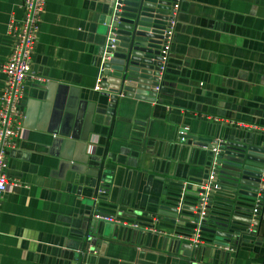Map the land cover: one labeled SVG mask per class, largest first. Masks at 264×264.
Masks as SVG:
<instances>
[{
  "label": "crops",
  "instance_id": "crops-1",
  "mask_svg": "<svg viewBox=\"0 0 264 264\" xmlns=\"http://www.w3.org/2000/svg\"><path fill=\"white\" fill-rule=\"evenodd\" d=\"M21 4L0 0V97L6 83L2 66L14 43L9 23L22 18ZM179 6L157 102L124 98L103 148L108 118H95L100 133L92 150L105 153L110 181L98 208H126L145 224L165 204L167 182L188 183L208 172L209 151L190 139L183 144L181 130L216 141L230 131L264 133V0H179ZM104 12L103 0L46 2L33 52L36 77H28L22 102L25 135L15 138L7 155L0 264H262L264 208L258 227L232 249L214 246L207 237L192 256L176 253L153 236L122 231L131 218L115 213L122 223L100 221L99 234L92 235L94 253L77 254L81 236L94 230L93 189L84 186L78 195L58 176L61 151L53 143V104L44 87L65 83L80 88L81 97L96 96Z\"/></svg>",
  "mask_w": 264,
  "mask_h": 264
},
{
  "label": "water",
  "instance_id": "water-1",
  "mask_svg": "<svg viewBox=\"0 0 264 264\" xmlns=\"http://www.w3.org/2000/svg\"><path fill=\"white\" fill-rule=\"evenodd\" d=\"M176 2L103 0L105 12L100 18L98 30L102 89L91 99L90 96L87 99L81 97L80 88L65 83L46 85L44 90L46 101L53 104L50 124L56 128V131L52 130L55 134L53 143L61 151L59 178L71 185L72 192L78 195H81L84 186L91 187L92 199L101 186L104 192L98 196L96 204L93 201L94 211L111 215L118 213L123 219L131 218L127 220L130 225L123 227L122 231L139 238L153 236L160 239L162 244L173 246L176 253L183 252L190 257L196 250L191 245L196 230L200 231L202 240L208 237L214 246L232 249L249 233L254 206L259 203V209L264 208V133L254 137L230 131L225 140L218 143L217 153L212 152L217 141L211 137L187 133L180 136L179 141L182 140L183 144H188L190 139L194 146L209 151L210 165L213 159L216 163L215 179L208 180L209 165L204 178H190L185 186L180 180L167 182L162 197L165 204L158 206L146 224L141 222L146 219L140 216L135 218L126 208H115L109 212L98 208L100 201L108 197L109 166L105 153L98 155L95 149L92 150L94 135L100 133L95 118L102 123L108 118L103 134L106 138L101 144L103 148L107 145L111 125L118 117L117 106L124 98L157 102L159 91L155 87L164 85L167 73L165 68L163 80L160 81L161 49ZM169 56L170 51L168 59ZM138 150L141 151V148ZM215 185L217 188L214 189ZM206 186L211 188L208 192ZM183 189L185 194L181 201ZM206 194L203 210L202 198ZM90 216L89 212V220ZM259 216L260 213L252 222L255 227L259 223ZM99 222L97 219L92 220L94 230L81 236V245L75 250L82 258L86 252L94 253L96 238L92 235L99 234ZM133 223L139 227H132Z\"/></svg>",
  "mask_w": 264,
  "mask_h": 264
},
{
  "label": "built area",
  "instance_id": "built-area-1",
  "mask_svg": "<svg viewBox=\"0 0 264 264\" xmlns=\"http://www.w3.org/2000/svg\"><path fill=\"white\" fill-rule=\"evenodd\" d=\"M47 0H22L21 8L23 10V16L19 21L11 18L9 23V33L14 37V43L11 49V53L7 62L2 66V71L6 75V83L3 88L2 95L0 97V202L3 199L5 193L7 192L10 182L6 172L7 168V155L10 149L15 147V138L25 135V127L23 124V98L26 89V81L28 77L34 76L32 70L33 63V52L38 41L40 26H41V15L45 11ZM179 0L174 4L173 9V19L170 21L171 25L166 31L165 42L162 45L161 54V66H160V81L163 80V73L166 68L168 61V54L170 51L171 43L174 35V27L176 24L175 17L177 10H179ZM101 62L99 65L98 75L96 77V82L94 90L100 91L102 78H101ZM39 80H43L42 77H38ZM155 89L159 91L160 87L156 86ZM188 128H184L180 131L179 135L183 136L186 134ZM212 148L213 153L218 151V143ZM215 161L211 162L208 172V180L213 181L215 179ZM184 186L187 182L183 183ZM217 188V185L213 186ZM211 188L209 186L205 187L208 192ZM104 192L103 188L100 186L96 195L94 196L95 204L98 201V196ZM185 191L183 189L181 193V201ZM207 194L202 198V207L205 209ZM259 203H257L252 209V222L254 217L260 212ZM203 214V211H202ZM94 219L108 222V223H122L121 219L117 216L101 213L98 210L94 211ZM251 222L248 232H251L255 225ZM134 228H138L137 223L131 225ZM202 244V239L200 236V231L196 230L193 235V240L191 245L194 248L199 247ZM84 264V263H82ZM264 264V261L263 263Z\"/></svg>",
  "mask_w": 264,
  "mask_h": 264
},
{
  "label": "trees",
  "instance_id": "trees-1",
  "mask_svg": "<svg viewBox=\"0 0 264 264\" xmlns=\"http://www.w3.org/2000/svg\"><path fill=\"white\" fill-rule=\"evenodd\" d=\"M106 149H107V148H106ZM256 227H258V225H257Z\"/></svg>",
  "mask_w": 264,
  "mask_h": 264
}]
</instances>
